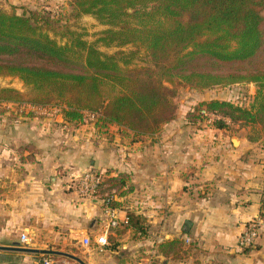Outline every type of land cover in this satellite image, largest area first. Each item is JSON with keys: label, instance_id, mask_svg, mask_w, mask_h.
<instances>
[{"label": "crops", "instance_id": "crops-1", "mask_svg": "<svg viewBox=\"0 0 264 264\" xmlns=\"http://www.w3.org/2000/svg\"><path fill=\"white\" fill-rule=\"evenodd\" d=\"M29 129L24 134L0 124V247L52 250L75 259L0 251V264H41L44 257L53 264H135V249L138 264H264L263 137L199 152L169 143L175 132L168 131L137 139L121 129V138L114 134L105 143L96 134ZM90 171L129 175L134 191L118 197L122 204L114 208L123 220L128 213L140 216L145 233L122 225L109 232L106 247L96 243L106 232L104 206L77 191ZM251 233L252 244L243 246ZM132 235L141 240L131 242ZM172 241L181 248L162 253Z\"/></svg>", "mask_w": 264, "mask_h": 264}, {"label": "trees", "instance_id": "trees-1", "mask_svg": "<svg viewBox=\"0 0 264 264\" xmlns=\"http://www.w3.org/2000/svg\"><path fill=\"white\" fill-rule=\"evenodd\" d=\"M63 16L46 9L18 14L0 6V77L23 82L25 92L4 89L0 106L27 104L57 108L66 124L78 127L85 113L103 126L126 129L137 139L153 137L176 117L178 89L204 92L233 84L259 87L250 108L232 102H201L186 115L196 121L218 115L241 126H259L264 138V0H68ZM94 17L108 29L93 43L70 21ZM64 17V18H65ZM105 47H134L113 54ZM143 49L145 65L134 60ZM89 114V115H91ZM203 118V116L201 117ZM99 125V124H98ZM217 129H227L224 121ZM102 194L115 192L110 205L134 191L129 175L106 173ZM126 228L145 233L133 213ZM177 252L181 242L162 245ZM163 249H165L163 251Z\"/></svg>", "mask_w": 264, "mask_h": 264}, {"label": "rangeland", "instance_id": "rangeland-1", "mask_svg": "<svg viewBox=\"0 0 264 264\" xmlns=\"http://www.w3.org/2000/svg\"><path fill=\"white\" fill-rule=\"evenodd\" d=\"M0 6L9 12L14 9L18 14H22L25 11H42L46 9L48 11H52L53 13H60L63 16L71 10L68 0H0ZM262 15L264 16V10L262 11ZM64 17L65 16H63V20H66L67 16L65 18ZM70 22L73 27L72 29L83 34L84 39L90 43L96 41L100 37L101 33L108 29L106 26L101 25L92 16H84L77 22L74 20ZM98 47L106 54H113L118 50L127 52L130 50H136L132 46L124 48H109L99 44ZM134 61L135 64L139 65H145L148 63L149 57L147 56L145 50L140 49L139 54ZM4 89H13L21 93L25 92L23 82L14 77H0V92ZM258 90L259 87L256 84L243 83L214 88L204 92H196L190 90L188 87H181L178 89V93L175 98V104L177 105V118L173 122L165 124L161 128L160 132H175L169 143L172 142V144L177 145L182 150L199 152H204L206 149L216 150L222 143L226 144L229 149H232L234 147H232V144L230 143V140L232 139H238L236 147H239V140L244 139L249 141L248 139L258 137L260 129L259 126L256 125L254 127L250 125L243 127L240 122L233 123L229 119L218 115H209L208 117L201 115L203 118L200 117L195 122H190L186 119V115L190 111H196L197 106L201 102L215 99L232 102L236 105L242 106L243 108H250L255 100ZM89 114L91 113H85V118L80 129L74 130L67 127L68 125L66 124L63 114L57 108L37 107L27 104H8L7 107L0 106V124L2 123L11 127L18 126L24 134L30 131L29 127H33L35 132H46L47 134L51 133L57 136L75 133L79 134V136H81L80 138H82L84 135L96 134V138L101 137V140L105 143H109L110 139H114V134H117L116 137L121 138L120 134L123 132L121 129H117V127L103 126L99 123L100 115L95 116L94 114H91L94 115V118H89ZM197 115H199L198 112ZM219 121L226 122L229 125V128L217 129L215 127V123ZM31 122L33 126L28 125ZM112 197L116 198L117 195H112ZM140 240L141 237L138 236L132 235V237H130L131 242H139ZM136 250L138 249H135L134 252H130L131 254L134 253V255H131L134 257L130 258H132L131 261H135L137 263H134L138 264L140 263L138 260H140L141 257L138 256L139 252H135ZM156 262L157 261L155 259V261H152L151 264H157Z\"/></svg>", "mask_w": 264, "mask_h": 264}, {"label": "built area", "instance_id": "built-area-1", "mask_svg": "<svg viewBox=\"0 0 264 264\" xmlns=\"http://www.w3.org/2000/svg\"><path fill=\"white\" fill-rule=\"evenodd\" d=\"M91 117L94 118V115H89V118ZM102 178L103 174L98 172L90 171L85 173L77 182V191L83 197L99 201L103 204L106 232L96 238V243L101 247H106L109 241V232L122 225H126L128 223V218L126 217L124 220L121 219L118 209L110 205L111 201L114 199L112 195H114L115 192L105 194L100 192L99 186L102 182ZM254 238L255 234L251 233L249 236H246L241 240V244L245 247H249ZM21 242L26 245L29 244L28 237L22 236ZM90 243L88 237L84 239V245L88 246ZM187 243H189V241ZM41 264H53V262L50 258L44 257Z\"/></svg>", "mask_w": 264, "mask_h": 264}, {"label": "water", "instance_id": "water-1", "mask_svg": "<svg viewBox=\"0 0 264 264\" xmlns=\"http://www.w3.org/2000/svg\"><path fill=\"white\" fill-rule=\"evenodd\" d=\"M233 143L235 146L238 144V139H233ZM0 251H17L25 254H41V255H54V256H65L68 258L75 259L73 256L57 251L52 250H38V249H32V248H24V247H18V248H7V247H0ZM79 261V260H77ZM80 262V261H79Z\"/></svg>", "mask_w": 264, "mask_h": 264}]
</instances>
